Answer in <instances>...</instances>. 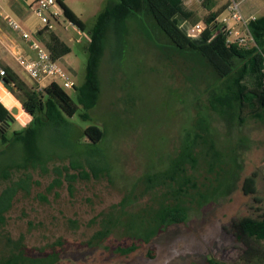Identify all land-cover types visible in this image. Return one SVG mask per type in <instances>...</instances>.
<instances>
[{
	"label": "rangeland",
	"instance_id": "374dc122",
	"mask_svg": "<svg viewBox=\"0 0 264 264\" xmlns=\"http://www.w3.org/2000/svg\"><path fill=\"white\" fill-rule=\"evenodd\" d=\"M63 1L91 28L107 3L117 0ZM185 5L197 14L205 10L202 0H187ZM244 8L256 18L264 16V0H244L241 9ZM146 22L150 38L132 31L124 48L115 39L109 44L100 69V100L91 111L93 120L82 124H97L105 129L106 140L100 147L107 156L110 175L79 181L70 194L67 183L47 191L56 176L54 168L70 164L65 151H56L45 166L13 168L9 179L0 182V193L20 180L26 181V188L15 196L6 222L0 226V262L23 248L32 258L51 256L53 264H207L209 260L222 264H264V245H260L261 259L244 258L245 246L229 232L234 219L257 218L264 213V121L247 118L242 126L237 119L228 124L211 112L210 73L161 48L169 46V40L149 20ZM54 27L56 31H51L57 32L72 50L59 65L79 86L85 79L89 37L76 27ZM49 33L44 34L46 39ZM25 46L27 49L28 45ZM31 83L32 86L27 85L37 88ZM6 91L16 101L12 107L4 99L6 105L12 112L18 111L16 122L7 132L11 138L31 117L23 112L15 93ZM65 91L75 98L74 90ZM199 116L211 123L217 146L235 167V175L203 205L189 198L185 223L169 226L149 243L134 238L127 230L129 215L146 206H157L162 190L140 197L125 209L121 207L122 200L143 192L144 175L167 168L180 149L185 131L193 127ZM48 137L58 138L49 134ZM4 149L0 143V164L22 163L21 153H3ZM199 173L203 192L210 186L206 178L213 175L205 168ZM253 173L258 176L257 193L247 195L243 182ZM203 183L206 186L202 187ZM109 220L120 223L103 241L94 240ZM132 246H136L134 252H120Z\"/></svg>",
	"mask_w": 264,
	"mask_h": 264
},
{
	"label": "trees",
	"instance_id": "16d2710c",
	"mask_svg": "<svg viewBox=\"0 0 264 264\" xmlns=\"http://www.w3.org/2000/svg\"><path fill=\"white\" fill-rule=\"evenodd\" d=\"M186 1L108 2L97 15L94 25L87 28L75 12L60 0L65 17L89 37L85 48L88 55L85 79L81 85H75L73 98L55 83L42 90L30 87L11 67L0 64L6 72L1 79L4 86L15 93L23 112L31 117L23 128L14 131L9 138L7 132L16 121L10 108L0 99V143L5 148L3 153L15 150L21 153L22 159L21 164H0V182L9 179L13 168L45 166L56 151H65L71 161L69 165L54 168L56 176L47 187L48 192L67 183L70 194H73L77 182L99 180L110 175L107 156L100 147L106 140L105 129L97 124H89L87 127L82 124L93 120L91 111L100 100V69L109 44L115 39L124 48L132 31L150 38L147 20L169 40L170 45L161 48L197 63L210 73L211 83L208 87L211 89V112L225 119L228 124L237 119L242 126L247 118L264 121V16L247 23L254 45L228 43L227 35L217 18L227 10L229 3L213 11L215 0H202V7L208 11L203 18L187 9ZM199 22L205 23V30L198 38L189 37V28ZM51 30L44 28L37 35L52 58L59 60L72 50ZM46 32H50L48 39L44 37ZM48 134L58 138L52 140ZM201 168L213 175L212 178H206L210 186L203 192L198 180ZM234 168L218 148L209 120L199 116L193 127L185 131L180 149L170 159L167 168L144 175L141 179L143 192L139 196L130 194L122 200L121 207L125 209L139 201L140 197L162 190L157 206H146L129 215L127 230L134 238L149 243L169 226L185 223L189 215V198L203 205L230 182L235 175ZM257 182V173L247 176L243 182L244 193L256 194ZM213 183L217 185L214 186ZM203 186L206 184L203 183ZM25 188L26 181L20 180L0 193V226L5 224L6 214L11 209L15 196ZM118 223L119 220L106 221L94 240L103 241ZM229 232L238 243L245 246L242 257L262 258L259 254L260 245H264V213L257 218L247 216L234 219L229 225ZM135 250L136 246H132L120 249V252L130 254ZM50 259L51 256L44 259L32 258L23 248H18L17 253L2 260L0 264H53L54 259ZM207 264L222 263L209 260Z\"/></svg>",
	"mask_w": 264,
	"mask_h": 264
},
{
	"label": "built area",
	"instance_id": "2783aa9c",
	"mask_svg": "<svg viewBox=\"0 0 264 264\" xmlns=\"http://www.w3.org/2000/svg\"><path fill=\"white\" fill-rule=\"evenodd\" d=\"M3 1L4 0H0V9ZM59 1L60 0H35L34 13L41 24L35 36L31 32L25 31L19 22L11 18L6 19L9 27L13 31L20 33L22 39L27 43L28 49L32 53V57H28L22 48L16 50L20 67L38 90H42L53 83L58 84L64 90H74L75 88V83L70 79V76L59 65L58 60L52 58L50 51L37 35L40 30L44 28L53 29L55 25H66L67 29L74 27L65 17L64 10L59 4ZM239 6V2L230 0L227 8L228 15L224 16L219 22L227 35L228 43L237 42L244 46L254 45L248 33V21L242 16ZM238 25L243 27V31L236 28ZM205 28V23L199 22L189 28L188 36L191 38H198ZM5 75V69L0 66V83L3 87H5L4 81L1 79ZM9 111L12 113L11 109H9ZM13 117L16 119L15 115H13Z\"/></svg>",
	"mask_w": 264,
	"mask_h": 264
},
{
	"label": "crops",
	"instance_id": "0c3cea01",
	"mask_svg": "<svg viewBox=\"0 0 264 264\" xmlns=\"http://www.w3.org/2000/svg\"><path fill=\"white\" fill-rule=\"evenodd\" d=\"M229 1L230 0H215L216 6L213 8V11H216L217 9L228 4ZM236 1L240 3L239 9L244 19L249 21L251 19L256 18L252 16L251 14H249L250 12H248L246 8L241 9V3L244 0H236ZM66 5L70 8L68 4ZM34 8H35V0H4L2 2L1 9H0V15H1L0 16V64L11 67L30 86H32L31 81L29 80L27 81L25 79V76L20 69L16 50L18 48L20 49L22 48L28 57H32V53L29 51L28 48L26 49L25 45H27V43L22 39L20 33L13 31L9 27L6 19L11 18L19 22L25 31L32 32V33L37 32L40 29L41 24H40V20L36 17L34 13ZM70 9L74 11L72 8ZM75 14L77 15L76 12ZM198 14L202 16V15L208 14V11L205 9L202 11V13H198ZM227 15H228V11L225 10L217 18V21L219 22L224 16H227ZM236 28L238 30L243 31V27L241 25L236 26ZM53 29L54 31H56V27H54ZM64 58L65 57L59 59L58 62L61 60L63 61ZM66 64L70 67V64H68V62H66ZM70 68L72 69V67ZM0 99L4 102H5L4 99H6L8 102L12 104V107H14V104L16 103L14 98L10 95V93L6 91V89L1 84H0Z\"/></svg>",
	"mask_w": 264,
	"mask_h": 264
},
{
	"label": "water",
	"instance_id": "95a60500",
	"mask_svg": "<svg viewBox=\"0 0 264 264\" xmlns=\"http://www.w3.org/2000/svg\"><path fill=\"white\" fill-rule=\"evenodd\" d=\"M247 35H248V33H247ZM18 113V111L17 110H14V112H12L11 114L12 115H16Z\"/></svg>",
	"mask_w": 264,
	"mask_h": 264
},
{
	"label": "bare ground",
	"instance_id": "6f19581e",
	"mask_svg": "<svg viewBox=\"0 0 264 264\" xmlns=\"http://www.w3.org/2000/svg\"><path fill=\"white\" fill-rule=\"evenodd\" d=\"M1 84V83H0ZM2 85V84H1Z\"/></svg>",
	"mask_w": 264,
	"mask_h": 264
}]
</instances>
